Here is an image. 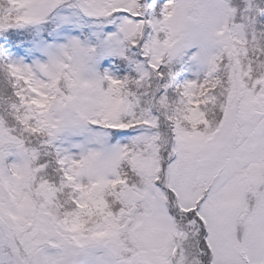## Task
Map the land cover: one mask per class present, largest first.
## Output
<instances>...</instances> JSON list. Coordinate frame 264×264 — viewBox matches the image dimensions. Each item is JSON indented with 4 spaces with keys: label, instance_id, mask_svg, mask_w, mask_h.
<instances>
[{
    "label": "snow or ice",
    "instance_id": "1",
    "mask_svg": "<svg viewBox=\"0 0 264 264\" xmlns=\"http://www.w3.org/2000/svg\"><path fill=\"white\" fill-rule=\"evenodd\" d=\"M0 264H264V0H0Z\"/></svg>",
    "mask_w": 264,
    "mask_h": 264
}]
</instances>
